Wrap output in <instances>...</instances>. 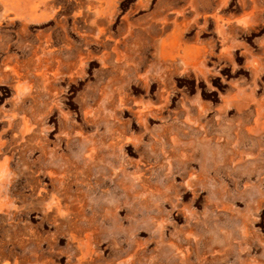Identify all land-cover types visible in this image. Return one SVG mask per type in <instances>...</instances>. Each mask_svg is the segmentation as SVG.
I'll list each match as a JSON object with an SVG mask.
<instances>
[{
  "label": "rangeland",
  "instance_id": "374dc122",
  "mask_svg": "<svg viewBox=\"0 0 264 264\" xmlns=\"http://www.w3.org/2000/svg\"><path fill=\"white\" fill-rule=\"evenodd\" d=\"M34 1L0 3V261L264 264V0Z\"/></svg>",
  "mask_w": 264,
  "mask_h": 264
},
{
  "label": "crops",
  "instance_id": "0c3cea01",
  "mask_svg": "<svg viewBox=\"0 0 264 264\" xmlns=\"http://www.w3.org/2000/svg\"><path fill=\"white\" fill-rule=\"evenodd\" d=\"M18 1L19 0H17V1L16 0H0L1 5L4 7V10L1 12V18H9L11 14H16V12H15L16 9L21 6V4L24 2V0H20L19 2ZM36 1H38V0H36ZM36 1H34V3ZM5 73L8 74V77H11V78L14 77L8 69H6ZM0 262L2 264H14L13 260H9V258H7V257H4Z\"/></svg>",
  "mask_w": 264,
  "mask_h": 264
},
{
  "label": "bare ground",
  "instance_id": "6f19581e",
  "mask_svg": "<svg viewBox=\"0 0 264 264\" xmlns=\"http://www.w3.org/2000/svg\"><path fill=\"white\" fill-rule=\"evenodd\" d=\"M17 1V0H16ZM20 1V0H19ZM18 1V2H19ZM54 0H38L36 1L34 4H32V6L30 7V11H31V14H37L41 11H44L47 9V6H51L52 2ZM100 1V0H99ZM17 2V3H18ZM44 9V10H43ZM24 115V114H23ZM19 118V117H18ZM29 127V123L27 120H25L23 123H22V127H21V133L22 135L25 134L26 132V129H28ZM1 152V151H0ZM6 161H0V179L3 178V174H4V171H5V166H6ZM0 206H1V203H0Z\"/></svg>",
  "mask_w": 264,
  "mask_h": 264
}]
</instances>
